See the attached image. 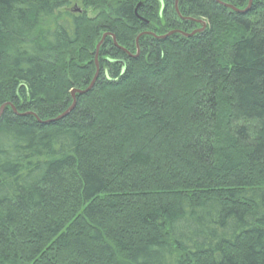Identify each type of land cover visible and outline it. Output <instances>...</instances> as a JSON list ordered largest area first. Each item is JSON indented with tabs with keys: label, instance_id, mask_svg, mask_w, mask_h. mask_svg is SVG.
<instances>
[{
	"label": "trees",
	"instance_id": "16d2710c",
	"mask_svg": "<svg viewBox=\"0 0 264 264\" xmlns=\"http://www.w3.org/2000/svg\"><path fill=\"white\" fill-rule=\"evenodd\" d=\"M178 7L207 29L106 38L45 123L105 33L135 55L198 26L175 0H0V109L34 114L0 117V264H264V0Z\"/></svg>",
	"mask_w": 264,
	"mask_h": 264
},
{
	"label": "bare ground",
	"instance_id": "6f19581e",
	"mask_svg": "<svg viewBox=\"0 0 264 264\" xmlns=\"http://www.w3.org/2000/svg\"><path fill=\"white\" fill-rule=\"evenodd\" d=\"M253 1H254V0H252V4H253ZM249 2H250V0H249ZM222 3H223V2H222ZM218 4H219V3H218ZM248 5H249V3H248ZM251 7H252V6H251ZM247 8H248V7H247ZM247 8H246V9H247ZM175 9H176V13H177V15L179 16L180 19H182L183 21H186V22H192V23H195L198 27L195 28V29H193V30H191V31H188V32H187V31H183V30H174V31H178L179 34H173V35H180V36H182L183 38L189 39V38H192V37H194V36H196V35H198V34L203 33V32L207 29V27H208V23H207V21H205L204 19H195V18H192L193 21H191V20H186V18L183 17V16L181 15V13H180V10H179V7H178V0H175ZM70 10H73L74 13H82V12H83V9H82V8H79V7H74L73 9H70ZM171 32H173V31H171ZM171 32H168V33H166L165 35H162V36H158V35H156V34H154V33H150V32H144V33H141V34L139 35V37L136 39L137 52H136L135 55H132L131 52L127 51V50L124 49V48L119 47V45H118V43H117V40H116V37H115L114 34H112V33H105L104 35H107L106 38H108V37L112 38V40H113V37H112V36H114L117 45H115L114 40H113V43H114V45H115L116 47H118L119 49H122V50H123L128 56L133 57V58H137V57L139 56V54H140L139 40H140L141 37L146 36L147 34H150L149 36H152V37H154L155 39H158V40H165V39H167V38H169V37H171V36H173V35H171V36H169V37H167V38H165V39H159L158 37L166 36V35H168V34L171 33ZM193 33H195L194 36H191V37H186V36H184V35H191V34H193ZM104 35H103V36H104ZM103 36H102L100 42L102 41ZM106 38L104 39V41H103L102 45L100 46L98 52H97V47H98V45L100 44V42H99L98 45L96 46V51H95L96 73H97V69H98L99 74H100L99 61H98V58H99V52H100V49H101V47L103 46V44H104ZM96 57H97V59H96ZM96 73H95V76H96ZM99 74H98V77H99ZM95 76H94V78H95ZM94 78H93V79H94ZM97 79H98V78H97ZM92 81H93V80H92ZM96 81H97V80H96ZM95 84H96V83H95ZM89 86H90V85H89ZM89 86H88V87H89ZM94 86H95V85H94ZM88 87H87V88H88ZM87 88H86V89H81V90H82V91H86ZM93 88H94V87H93ZM91 90H92V89H91ZM91 90H90V91H91ZM90 91H89V92H90ZM89 92H87V93H89ZM87 93H85V94H87ZM85 94H84V95H85ZM3 106H5V108H6L7 106H10L11 108H14L12 105H3ZM5 108H4V110H5ZM1 109H2V107H1ZM1 109H0V112H1ZM14 109H15V108H14ZM15 110H16V109H15ZM3 112H4V111H3ZM16 112L18 113L17 110H16ZM2 114H3V113H2ZM23 114H26V113H22V114H21V113H18V114H16V115L21 116V115H23ZM1 116H2V115H1Z\"/></svg>",
	"mask_w": 264,
	"mask_h": 264
},
{
	"label": "water",
	"instance_id": "95a60500",
	"mask_svg": "<svg viewBox=\"0 0 264 264\" xmlns=\"http://www.w3.org/2000/svg\"><path fill=\"white\" fill-rule=\"evenodd\" d=\"M215 1H216L217 3H219L220 5H223V6H225V7H228V8L232 9L233 11H235L236 13H239V14H246L247 12L250 11L251 6H252V0H250L249 5H248V8L245 9V10H243V11H240V10L234 8L233 6H230V5H227V4L222 3V1H220V0H215ZM186 20H191V21H193L192 18H186ZM173 34H179V32H178V31H173V32L169 33V34L166 35V36L158 37V38H159V39H165V38H167V37H169V36H171V35H173ZM147 35H150V34H147ZM194 35H195V33H193V34H191V35H184V36H186V37H191V36H194ZM106 36H107V35H104V36H103L102 41L100 42V44H99L98 47H97V52H98L100 46L102 45L104 39L106 38ZM112 37H113V40H114L115 45H117L116 40H115V37H114V36H112ZM96 59H97V57H96ZM98 74H99V71H98V69H97L96 76H95V78L93 79V81L91 82L90 86L87 88L86 91H82V90H79V89H78V90H74V91L71 93V97H72L73 103H72V105L67 109V111H65V112H64L62 115H60L58 118H56V119H54V120H51V121H47V122H45V123L55 122V121L61 120L62 118H65L67 115H69V113H71V112L75 109V107H76V95H84L85 93H87V92H89L91 89H93V87H94V85H95V83H96V80H97V78H98ZM4 108H5V106H3L2 109H1L0 117H1V115H2V113H3V111H4ZM12 109H13V111H14L15 114H18L14 108H12ZM27 115H32V116H34V114L31 113V112H30V113L23 114V115H21V116H27ZM38 120H39V119H38ZM39 121H40V120H39Z\"/></svg>",
	"mask_w": 264,
	"mask_h": 264
},
{
	"label": "rangeland",
	"instance_id": "374dc122",
	"mask_svg": "<svg viewBox=\"0 0 264 264\" xmlns=\"http://www.w3.org/2000/svg\"><path fill=\"white\" fill-rule=\"evenodd\" d=\"M73 2H74V1H73ZM74 7H79V8H81V6L78 5V3H75V5H74V3H73L72 6L70 7V9H73ZM247 7H248V6H247ZM89 16L93 17L94 14L92 15L91 13H89Z\"/></svg>",
	"mask_w": 264,
	"mask_h": 264
}]
</instances>
